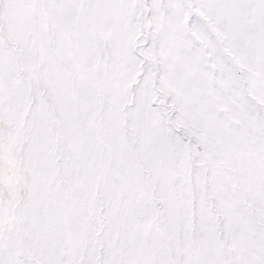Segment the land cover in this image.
<instances>
[{
	"label": "snow or ice",
	"instance_id": "6c2138e0",
	"mask_svg": "<svg viewBox=\"0 0 264 264\" xmlns=\"http://www.w3.org/2000/svg\"><path fill=\"white\" fill-rule=\"evenodd\" d=\"M0 264H264V0H0Z\"/></svg>",
	"mask_w": 264,
	"mask_h": 264
}]
</instances>
